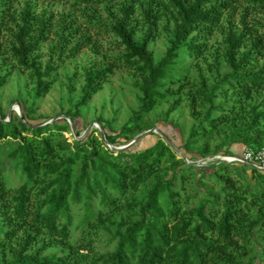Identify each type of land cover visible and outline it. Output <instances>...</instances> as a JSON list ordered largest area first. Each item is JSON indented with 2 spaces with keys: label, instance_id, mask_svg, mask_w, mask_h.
<instances>
[{
  "label": "trees",
  "instance_id": "1",
  "mask_svg": "<svg viewBox=\"0 0 264 264\" xmlns=\"http://www.w3.org/2000/svg\"><path fill=\"white\" fill-rule=\"evenodd\" d=\"M17 1L0 0V35L18 20L9 47H0V52L9 53L17 67L35 78V85L29 90V107L18 100L22 116L12 111L6 120L0 108V140L17 141L0 163V264H264V170L225 160L209 166L189 164L162 137L142 149L115 151L93 129L65 144L60 137L70 129L68 121H28L30 107L48 94L58 66L52 60L43 66L37 53L52 30V17L36 13L31 2L17 13ZM73 1L81 5L115 0ZM136 3L124 0L121 18L113 25L124 52L109 58L107 65L85 70L81 93L67 112L76 123L81 107L115 69H134L140 105L119 133L128 141L147 129L143 118L158 104L170 102L167 119L183 102L187 83L182 80L188 79L191 64L186 58L206 53L208 43L202 38L219 26L232 5L231 0H149L144 9L149 33L139 41L131 21ZM165 15L173 21L171 44L156 60L149 44L158 19ZM241 24L225 33L224 58L215 57L211 81L203 77L187 96L194 123L183 145H176L188 158L232 155L234 144L264 149V37L244 17ZM61 27L58 53L75 34L71 22ZM79 50L74 45L69 54ZM9 76L0 73V90ZM72 80L70 99L75 91ZM98 121L105 129L103 120ZM117 136L106 133L111 143ZM10 161L19 181L16 187L6 178ZM234 167L249 169L250 175L237 177ZM187 168L190 174L209 177L216 189H207L202 177L195 191L187 192ZM121 210L128 215L116 218ZM102 234L105 247L93 252L92 244Z\"/></svg>",
  "mask_w": 264,
  "mask_h": 264
},
{
  "label": "rangeland",
  "instance_id": "2",
  "mask_svg": "<svg viewBox=\"0 0 264 264\" xmlns=\"http://www.w3.org/2000/svg\"><path fill=\"white\" fill-rule=\"evenodd\" d=\"M148 1L137 0L135 12L131 20L132 25L135 27V36L139 41L144 39L149 33L144 12ZM27 2L33 4L36 13H44L46 16L52 17V30L49 32L48 38L42 43L37 53L40 54L39 59L43 66L49 60H52L53 64H57L58 66L52 72L55 81L48 94L40 97L36 105L30 107L33 112L28 121L34 125H45L55 120H59L60 123L68 121L71 127L60 137L61 142L66 144L73 142L74 139H83L93 129L98 130V123H100L98 119L101 118L105 125V132L111 135H118L116 143L113 144L116 146L127 145L132 139L128 141L125 137L119 136V133L122 126L138 111L141 96V92L135 84L138 76L134 69H115V72L104 83L102 89L94 95L91 102L87 106L81 107L76 123L67 115L69 110L74 109V102L81 93L85 70L93 65H107L109 58L124 52L121 39L113 30L114 23L121 18V7L124 0L81 5L75 4L73 0H18L15 3L17 13H20L24 9ZM231 3L232 5L229 11L225 13L219 26L212 33L206 34L202 38L203 41L208 43L206 53L200 58L195 56H188L186 58V61L191 62V64L188 66V79L182 80L187 83L182 92L184 97L183 102L176 110L171 112L167 119H165V112L170 102L158 104L144 116L143 124L147 129L143 131L157 127L175 144L183 145L189 135L190 127L194 123L187 96L190 94L189 91H194L200 85L203 77L209 82L211 81V75L214 73L213 61L215 57H220L222 61L224 58L225 45L223 44V39L227 30L231 25L233 28H242L241 21L244 17L249 27L264 37V3H262L263 5L256 4L250 0H231ZM17 21L9 23V28L0 35V47L2 49L6 45L9 47L11 29L16 27ZM62 22H71L75 34L71 36L70 44L65 51L58 53L57 50L55 51V47L59 43V32L62 28ZM172 26L173 21L168 15L158 19L155 34L149 44V50L153 53L156 60L162 59L167 53L171 44L170 30ZM74 45H78L80 50L72 56L69 54V51L70 47ZM261 59L264 63V51ZM7 72L10 73V76L8 83L0 90V108L2 112L8 115L6 120H9V112L11 110L15 111L19 116L22 113V109L20 111L17 109L16 103H19L18 100H21L26 107L30 106L29 90L34 87L35 78L29 72L17 67L15 60L11 58L9 53L0 52V73L4 74ZM70 77L73 78L72 81L75 85L72 99H70L68 92ZM182 81L177 82L175 87L177 88ZM72 124L75 126L76 134L72 129ZM92 124H94L93 127L85 134L88 127ZM96 135L99 136L100 132H96ZM159 137H162V135L157 131H153L127 149L137 150L148 147L154 144ZM16 143L17 141L12 140V138L0 140V163L7 160L9 153L15 149ZM58 148L61 149L62 147L58 146ZM246 148L247 146L243 144H234L231 147L235 155H242ZM177 155L181 157L178 152ZM218 155L223 154H216L214 158H211L212 155L197 159L187 157V162L193 164L192 162L201 160L205 164L194 165L209 166L212 163H219L222 160L217 157ZM228 162L235 163L237 161ZM80 166V163L76 165V174L80 172ZM190 171H192L191 168L185 169V173L189 175L187 192L193 193L195 191L193 188L195 187L196 180L198 178L202 179L203 176H200L199 173L190 174ZM212 171V169H208V172ZM14 173L13 162L10 161L6 165V178L11 181L9 186L12 187H16L19 184L18 177ZM232 174L244 178V174L250 175V170L244 171L234 167ZM203 178L205 180L200 181L207 189H216V185L209 177L205 176ZM255 181L258 183L257 180ZM261 187L264 189V185ZM128 213L126 210H121L116 214V218L126 216ZM254 213L255 211L251 215H254ZM260 232L264 233V228ZM22 234L23 232L21 231L20 235ZM105 241L103 234L94 240L92 244L93 252H101L105 247ZM87 251L85 250V252ZM247 259L248 257L244 258L245 261H248Z\"/></svg>",
  "mask_w": 264,
  "mask_h": 264
},
{
  "label": "water",
  "instance_id": "3",
  "mask_svg": "<svg viewBox=\"0 0 264 264\" xmlns=\"http://www.w3.org/2000/svg\"><path fill=\"white\" fill-rule=\"evenodd\" d=\"M16 105H17V109L20 111L21 110V106H20V103H16ZM11 114H12V110L9 112V117H11ZM20 116H22V113L20 114ZM0 118H1V116H0ZM93 125L94 124H92V125H90L89 127H88V129L86 130V132H85V134H87L89 131H90V129L93 127ZM72 129H73V131L75 132V126L72 124ZM98 130H99V132H100V135H101V137H102V139L105 141V143L106 144H108V146L112 149V150H115V151H121V150H125V149H127L128 147H130L131 145H133L135 142H137V141H139L141 138H143L144 136H146L147 134H150V133H152L153 131H157V132H159L161 135H162V137L166 140V142L168 143V144H170L171 145V147L176 151V152H178L180 155H181V157L183 158V159H185L186 161L188 160V158H187V156L183 153V151L182 150H180L179 148H178V146L168 137V136H166L159 128H152V129H148V130H146V131H143L142 133H140V134H138L136 137H134L127 145H124V146H116V145H114L113 143H111V142H109L108 140H107V138H106V133H105V129L101 126V124L100 123H98ZM75 134H76V132H75ZM216 155H212L211 156V158H214ZM217 162H219V161H217ZM193 164H205L203 161H201V160H199V161H194V162H192ZM247 164H249V165H251V166H254L252 163H247Z\"/></svg>",
  "mask_w": 264,
  "mask_h": 264
},
{
  "label": "built area",
  "instance_id": "4",
  "mask_svg": "<svg viewBox=\"0 0 264 264\" xmlns=\"http://www.w3.org/2000/svg\"><path fill=\"white\" fill-rule=\"evenodd\" d=\"M217 157L225 161L252 163L255 167L264 170V149L254 150L247 147L242 155H218Z\"/></svg>",
  "mask_w": 264,
  "mask_h": 264
}]
</instances>
